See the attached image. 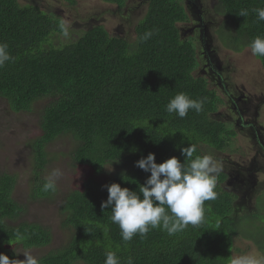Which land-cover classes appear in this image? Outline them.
<instances>
[{
	"label": "trees",
	"instance_id": "trees-1",
	"mask_svg": "<svg viewBox=\"0 0 264 264\" xmlns=\"http://www.w3.org/2000/svg\"><path fill=\"white\" fill-rule=\"evenodd\" d=\"M74 3L76 0H62ZM122 7L124 0H100ZM203 13L202 0H190ZM214 13L223 18L217 31L225 49L240 54L264 36V21L253 9L264 0H217ZM242 9L248 16H239ZM190 20L181 0H148L147 11L136 28V41L111 37L103 27L84 32L76 41L55 48L51 39L64 35L60 20L16 0H0V43L8 45L12 59L0 67V99L15 113L42 108L38 133L31 142L32 176L28 182L33 203L52 201L55 192L42 191L44 172L51 162L48 147L59 138L75 141V165L100 177L109 165L117 169L110 182L138 191L150 173L136 162L153 153L156 163L177 157L181 149L202 146L217 153L230 149L235 133L211 115L218 111V96L207 80L195 75L200 59L209 57L210 68L218 66L210 51L213 38L185 41L180 24ZM151 31L146 42L141 37ZM198 40V35H194ZM255 56L264 69V57ZM217 58V57H216ZM212 61V62H211ZM211 62V63H210ZM204 100L202 109H190L180 118L166 105L179 93ZM215 112V113H214ZM259 140V139H258ZM225 174L217 175L216 199L205 201L203 221L169 235L162 228L150 229L145 237L122 239L111 221V209H102L108 191L100 181L86 178L81 188L64 197L60 211L62 228L71 231L66 245L42 255L39 264H105V252L117 251L121 264H231L236 241H250L264 253V193L257 212L235 213L237 196L226 192ZM17 177L0 170V254L17 259L14 247L43 249L51 243L50 230L39 223L18 220L27 210L14 199ZM232 184V183H230Z\"/></svg>",
	"mask_w": 264,
	"mask_h": 264
},
{
	"label": "rangeland",
	"instance_id": "rangeland-1",
	"mask_svg": "<svg viewBox=\"0 0 264 264\" xmlns=\"http://www.w3.org/2000/svg\"><path fill=\"white\" fill-rule=\"evenodd\" d=\"M16 1L22 7H34L61 21L67 35L64 33L51 39L55 48L76 41L84 32L98 26L103 27L111 37L124 39L130 44L135 43L137 25L148 6V0H124L122 7L100 0H76L74 3L62 0ZM181 1L190 18V23L180 24L185 35L182 38L196 42L197 39L190 31L191 25L200 24L196 7L190 5L188 0ZM216 1L202 0V4L207 37L213 38V44L210 42V45L214 50L209 54L212 56L216 52L217 56L212 57V61H215L211 62L216 63L218 68H210L208 59L204 57L200 59L195 75L206 79L209 90L218 96V111L211 115V119L225 123L229 130L234 131L241 128L237 127L240 123L237 116L243 115L245 125L255 127L259 140L253 134L254 130L245 128L249 133L238 132L228 151L217 153L202 146V154L213 156L220 169L218 174L228 177L222 187L226 192L238 197L235 201V213H255L256 202L264 193V69L251 50L235 54L222 46L217 31L223 23V18L214 13ZM196 3L200 6L198 0ZM199 46L196 42V47ZM229 94H233L232 97ZM233 101L236 104H233ZM47 103L38 102L31 113H15L9 109L6 100L0 99V170L17 177L14 199L27 208L18 220L42 224L50 230L52 236L51 243L43 249L24 250L22 246L14 247L17 259L20 260L26 259L23 255L25 251H29L38 260L51 250L66 245L71 231L62 228L60 211L64 197L69 191L81 188L86 178H94L107 185L117 169H123L126 165L109 164L100 177H93L87 170L75 165L72 160L75 141L69 136H64L48 147L51 162L44 172L46 177L53 169L61 170L62 175L57 181L59 192L52 201L31 202L28 189L33 170L31 142L38 133L39 116ZM236 120L239 122L237 126ZM260 214L264 215V209ZM234 250L233 258L251 255L264 260V253L250 241H236Z\"/></svg>",
	"mask_w": 264,
	"mask_h": 264
},
{
	"label": "clouds",
	"instance_id": "clouds-1",
	"mask_svg": "<svg viewBox=\"0 0 264 264\" xmlns=\"http://www.w3.org/2000/svg\"><path fill=\"white\" fill-rule=\"evenodd\" d=\"M252 11L256 13L257 21H264V8ZM248 14V10L242 9L239 16L247 17ZM201 31L202 28L197 34L200 40ZM180 34L181 38L185 36L182 31ZM152 35L151 31L146 32L141 37V42H146ZM203 38H208L206 29ZM248 47L253 55L264 57V36L255 37ZM11 59L8 45L0 43V67ZM203 104L204 100H194L181 92L169 101L166 110L184 118L190 109L199 112ZM180 151L185 157L183 163L179 158L171 157L158 164L153 153L137 161L136 167L150 173L145 183L139 185L138 191L121 187L119 183L105 185L108 198L102 202L101 208L111 209V221L119 226L125 242L131 241L137 234L145 237L150 229L162 228L169 235H174L190 224L196 226L203 221L205 201L214 200L217 196L215 188L220 169L211 155L194 157L197 151L195 144H190ZM61 175L60 169H53L46 177L42 191L55 192ZM117 251L109 249L105 252V264H121ZM23 255L26 259L20 260L0 254V264H39L37 258L29 251L23 252ZM127 264H133L132 258L128 259ZM231 264H264V260L243 255L233 258Z\"/></svg>",
	"mask_w": 264,
	"mask_h": 264
},
{
	"label": "flooded vegetation",
	"instance_id": "flooded-vegetation-1",
	"mask_svg": "<svg viewBox=\"0 0 264 264\" xmlns=\"http://www.w3.org/2000/svg\"><path fill=\"white\" fill-rule=\"evenodd\" d=\"M189 2V4L190 5H192L191 4V2H190V0H188ZM196 7V6H195ZM195 9H197V7L195 8ZM199 11H197V14H198V18L200 19V24H197V25H191L190 26V31L193 33V36L194 35H196V34H198L199 33V31H200V29L202 28V31H201V39H203V37H204V29H207V25H205L204 24V20H203V16L201 15V14H199L198 13ZM188 23H190V20H188L187 21V24ZM194 28H193V27ZM207 59H208V63H209V57H207ZM211 63V62H210ZM210 65V64H209ZM213 69V68H212ZM215 75V74H214ZM214 75H212V76H214ZM231 97H232V95L233 94H229ZM229 95H228V97H229ZM239 101H237V103H238ZM233 104H236L234 101H233ZM216 114V113H215ZM238 117V120L240 121V123L238 122V120H236V126L238 125V123H239V126H237V127H241L240 129H234V133H235V137H237L238 136V132H243V131H245V132H247V133H249V131H246V129L245 128H251V130H254V136L256 137V139L258 140V133L255 131V127L254 126H251V125H245V123H244V119H243V115H238L237 116ZM221 122V121H220ZM225 124V123H224ZM254 137V138H255ZM264 156V155H263Z\"/></svg>",
	"mask_w": 264,
	"mask_h": 264
}]
</instances>
